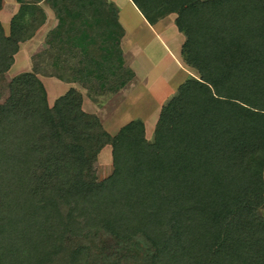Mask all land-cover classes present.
I'll use <instances>...</instances> for the list:
<instances>
[{"label": "trees", "instance_id": "1", "mask_svg": "<svg viewBox=\"0 0 264 264\" xmlns=\"http://www.w3.org/2000/svg\"><path fill=\"white\" fill-rule=\"evenodd\" d=\"M59 1L48 0L52 10ZM17 2L32 16L13 19L9 36L0 25L3 73L18 44L45 21L34 4ZM60 2L69 19L87 18L91 5L104 11L106 59L127 73L120 91L133 72L114 6ZM131 2L150 25L159 14L175 15L186 39L182 60L198 78L162 107L153 143L142 138L139 119L119 130L113 172L100 184L78 186L68 172L63 192L32 196L36 136L50 109L37 80L21 75L15 83H25V102L0 111V264H264V224L255 218L264 206V0ZM56 103L63 112L78 108L71 94ZM103 238L126 251L99 258Z\"/></svg>", "mask_w": 264, "mask_h": 264}, {"label": "rangeland", "instance_id": "2", "mask_svg": "<svg viewBox=\"0 0 264 264\" xmlns=\"http://www.w3.org/2000/svg\"><path fill=\"white\" fill-rule=\"evenodd\" d=\"M60 1L53 9L54 20L32 34L29 31L16 63L7 72H0V111L9 104L17 106L25 102L28 92L25 83H15L23 74H30L37 80L39 91L50 109L48 119L39 123L36 136L37 159L27 188L32 196L42 195L50 189L63 192L68 172L78 186L100 184L113 172L112 151L116 135L122 125L136 120L133 115L128 117V113H132L129 102L125 105L129 112L121 117L116 115L117 107L122 105H119L122 95H117L116 88L126 79L127 73L124 69L117 70L115 58L106 59L105 49L110 44L104 41V11L97 13L95 5H91L87 18L77 15L75 19H69L68 11H64ZM168 15L159 14L157 19ZM70 22L73 25L68 27ZM98 64H101L100 72L97 71ZM190 72L191 77L198 78V73L192 69ZM65 94H71L78 107L72 113L63 112L65 106L62 103L55 104ZM156 122L150 121L148 126H143L142 138L147 143L154 141ZM56 147L58 149L54 150ZM255 218L264 224V208L256 210ZM139 243L133 245L145 249ZM96 250L103 260L126 251L123 245L108 238H103Z\"/></svg>", "mask_w": 264, "mask_h": 264}, {"label": "crops", "instance_id": "3", "mask_svg": "<svg viewBox=\"0 0 264 264\" xmlns=\"http://www.w3.org/2000/svg\"><path fill=\"white\" fill-rule=\"evenodd\" d=\"M105 2L112 4L117 11L118 22L124 32L120 40V48L125 65L133 72V78L117 92V95H122L119 98L121 102L119 105H122L120 108L117 107L119 111L116 115L121 117L128 113L129 109H126L125 105L129 102L132 113H128V117L135 116L142 121L143 126H148L150 121L155 124L165 101L192 76L191 69L183 62L181 56L185 35L176 28L175 15L169 14L150 25L131 0H105ZM25 4H34L39 9L37 13L39 17L44 15L45 21L39 28L54 20L48 0L39 2L25 0ZM19 16L27 20L31 19L32 14L25 9L22 10V5L17 0H2L0 25L5 36L10 34L12 20ZM25 42L18 44L19 50L13 57V65ZM132 108L134 109L131 111Z\"/></svg>", "mask_w": 264, "mask_h": 264}]
</instances>
